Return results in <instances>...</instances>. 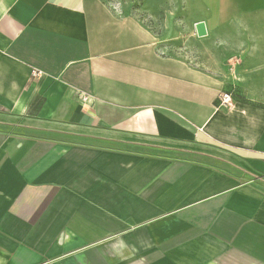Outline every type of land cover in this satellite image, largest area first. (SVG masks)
Returning a JSON list of instances; mask_svg holds the SVG:
<instances>
[{
    "label": "crops",
    "instance_id": "1",
    "mask_svg": "<svg viewBox=\"0 0 264 264\" xmlns=\"http://www.w3.org/2000/svg\"><path fill=\"white\" fill-rule=\"evenodd\" d=\"M129 1L0 0V264H264V0Z\"/></svg>",
    "mask_w": 264,
    "mask_h": 264
},
{
    "label": "rangeland",
    "instance_id": "2",
    "mask_svg": "<svg viewBox=\"0 0 264 264\" xmlns=\"http://www.w3.org/2000/svg\"><path fill=\"white\" fill-rule=\"evenodd\" d=\"M104 1L107 2L111 10L115 12L120 11L121 8H123L125 11H129L131 7H133V8H138V10H141V13H145L146 12L145 8L147 9V5L145 3H141V2L138 3L137 0H131V2H137L133 4H130L129 0H126L124 4L117 2L119 0H104ZM178 6L179 5L177 3L171 4L169 20L163 21L164 24L165 22H167L168 23L167 25H169L170 35L168 39L170 40L171 43H176V44L181 42L183 43L187 42L190 38L189 32L191 31V28H193V21L191 19L183 20V18L179 16V14L177 13ZM146 22H148V24L149 23L151 24L152 21L146 20ZM154 22H158V24H161L160 20ZM173 49L174 48H170L171 51Z\"/></svg>",
    "mask_w": 264,
    "mask_h": 264
},
{
    "label": "built area",
    "instance_id": "3",
    "mask_svg": "<svg viewBox=\"0 0 264 264\" xmlns=\"http://www.w3.org/2000/svg\"><path fill=\"white\" fill-rule=\"evenodd\" d=\"M32 77H38L39 76V72L37 71H32V74H31ZM82 96V95H81ZM82 101H85L86 100V97H81ZM231 101V98H230V95L228 94H224L222 96V103L223 104H229Z\"/></svg>",
    "mask_w": 264,
    "mask_h": 264
},
{
    "label": "water",
    "instance_id": "4",
    "mask_svg": "<svg viewBox=\"0 0 264 264\" xmlns=\"http://www.w3.org/2000/svg\"><path fill=\"white\" fill-rule=\"evenodd\" d=\"M196 34L198 37H203L206 35L205 25L203 23H198L195 25Z\"/></svg>",
    "mask_w": 264,
    "mask_h": 264
}]
</instances>
